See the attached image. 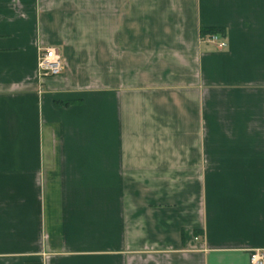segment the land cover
<instances>
[{"label":"crops","instance_id":"crops-1","mask_svg":"<svg viewBox=\"0 0 264 264\" xmlns=\"http://www.w3.org/2000/svg\"><path fill=\"white\" fill-rule=\"evenodd\" d=\"M42 46L60 74L38 77ZM254 250L264 0H0V264H251Z\"/></svg>","mask_w":264,"mask_h":264},{"label":"built area","instance_id":"built-area-1","mask_svg":"<svg viewBox=\"0 0 264 264\" xmlns=\"http://www.w3.org/2000/svg\"><path fill=\"white\" fill-rule=\"evenodd\" d=\"M202 40L213 43L219 50L225 48L227 45L218 33L207 34L202 37ZM36 66L37 75L40 79L60 74L63 67V59L58 48L55 46H42L38 48ZM250 263L264 264V251L254 250L250 255Z\"/></svg>","mask_w":264,"mask_h":264},{"label":"trees","instance_id":"trees-1","mask_svg":"<svg viewBox=\"0 0 264 264\" xmlns=\"http://www.w3.org/2000/svg\"><path fill=\"white\" fill-rule=\"evenodd\" d=\"M211 33H218L219 35L223 34V30L221 28L218 27H203L200 29V35L202 37L206 36L207 34H211Z\"/></svg>","mask_w":264,"mask_h":264},{"label":"rangeland","instance_id":"rangeland-1","mask_svg":"<svg viewBox=\"0 0 264 264\" xmlns=\"http://www.w3.org/2000/svg\"><path fill=\"white\" fill-rule=\"evenodd\" d=\"M220 37L222 38V35L220 34Z\"/></svg>","mask_w":264,"mask_h":264}]
</instances>
